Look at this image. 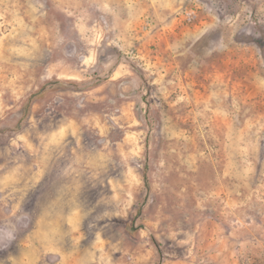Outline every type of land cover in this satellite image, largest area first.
Segmentation results:
<instances>
[{"label": "rangeland", "instance_id": "1", "mask_svg": "<svg viewBox=\"0 0 264 264\" xmlns=\"http://www.w3.org/2000/svg\"><path fill=\"white\" fill-rule=\"evenodd\" d=\"M0 264H264V0H0Z\"/></svg>", "mask_w": 264, "mask_h": 264}]
</instances>
